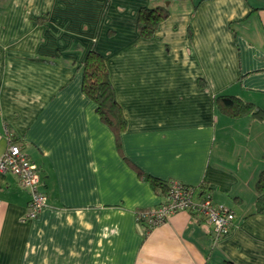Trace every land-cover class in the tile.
Returning a JSON list of instances; mask_svg holds the SVG:
<instances>
[{
  "label": "crops",
  "instance_id": "0c3cea01",
  "mask_svg": "<svg viewBox=\"0 0 264 264\" xmlns=\"http://www.w3.org/2000/svg\"><path fill=\"white\" fill-rule=\"evenodd\" d=\"M156 6L168 16L141 39L137 10ZM90 50L118 136L81 90ZM222 95L264 107V0H0V158L18 145L46 195L23 220L29 193L0 171V264H264V119L228 118ZM149 179L229 207L230 233L215 241L187 212L146 232L137 212L163 201Z\"/></svg>",
  "mask_w": 264,
  "mask_h": 264
},
{
  "label": "trees",
  "instance_id": "16d2710c",
  "mask_svg": "<svg viewBox=\"0 0 264 264\" xmlns=\"http://www.w3.org/2000/svg\"><path fill=\"white\" fill-rule=\"evenodd\" d=\"M153 2L163 1H181V0H149ZM168 16L166 8L156 6L153 8L140 7L136 15V31L141 39H151L154 37L159 25L165 21ZM82 74L81 90L83 94L91 100L96 107L100 119L109 126L115 136H118L126 127V120L122 109L115 98V92L109 79L103 57L90 50L80 63ZM215 105L218 112L228 118L237 119L245 116H251L255 120L264 119V107L259 108L252 103L243 101L234 96L222 95L215 99ZM264 160V153L262 156ZM155 190H159L162 197L165 198L169 193V181L160 182L156 179H149ZM255 211L254 214L264 215V169L259 173L255 183ZM211 198L209 195H205ZM144 210H140L141 212ZM137 212V213H138ZM137 223L145 226V231L149 228L142 220ZM225 264H233L226 260Z\"/></svg>",
  "mask_w": 264,
  "mask_h": 264
},
{
  "label": "built area",
  "instance_id": "2783aa9c",
  "mask_svg": "<svg viewBox=\"0 0 264 264\" xmlns=\"http://www.w3.org/2000/svg\"><path fill=\"white\" fill-rule=\"evenodd\" d=\"M0 171L14 175L20 186L29 193L27 212L23 220L36 218L46 205V195L41 190L40 173L21 148L10 140L5 153L0 158ZM168 185L169 193L158 206L136 214L137 220L145 222L149 230L176 213L187 212L200 217L210 227L215 241L230 233L235 219L232 209L215 203L207 196L196 198L193 187L185 186L178 181L170 180Z\"/></svg>",
  "mask_w": 264,
  "mask_h": 264
}]
</instances>
